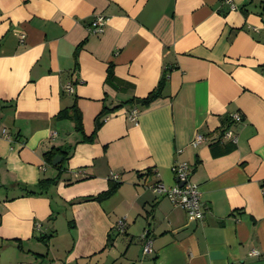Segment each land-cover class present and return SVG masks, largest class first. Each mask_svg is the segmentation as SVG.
<instances>
[{
    "label": "crops",
    "instance_id": "1",
    "mask_svg": "<svg viewBox=\"0 0 264 264\" xmlns=\"http://www.w3.org/2000/svg\"><path fill=\"white\" fill-rule=\"evenodd\" d=\"M73 105L84 134L59 117ZM4 128L0 264H264V0H0ZM64 147L59 182L26 194L57 176L44 154ZM178 162L201 221L151 189L176 185ZM112 182L111 197L85 200Z\"/></svg>",
    "mask_w": 264,
    "mask_h": 264
},
{
    "label": "built area",
    "instance_id": "2",
    "mask_svg": "<svg viewBox=\"0 0 264 264\" xmlns=\"http://www.w3.org/2000/svg\"><path fill=\"white\" fill-rule=\"evenodd\" d=\"M228 3H231V0H227ZM108 18L102 15H96L91 23L90 31L93 33H102L106 27ZM65 91L73 93L74 86L68 84L65 86ZM138 110L133 109L129 114V119L132 122H137ZM239 115H232L233 120H239ZM225 138L231 139L236 142V137L232 131H227L225 133ZM0 137L11 140V135L6 128L2 129L0 132ZM205 137L198 135L195 140L192 142L193 146H198L205 141ZM172 171L176 176L177 184L174 186H167L162 182H156L151 186V189L154 193L160 196L167 197L174 206L179 207L185 210L190 217L195 220L201 221L204 219L203 204L201 201V191L199 186L192 182L190 178V167L188 163L178 162L172 167ZM112 180L117 181L118 176L112 175ZM124 220L119 221L118 228L122 230L124 228ZM141 239L144 240L143 253L149 255L152 253V241L148 237L147 232H145ZM251 256L258 255L257 251H252Z\"/></svg>",
    "mask_w": 264,
    "mask_h": 264
},
{
    "label": "trees",
    "instance_id": "3",
    "mask_svg": "<svg viewBox=\"0 0 264 264\" xmlns=\"http://www.w3.org/2000/svg\"><path fill=\"white\" fill-rule=\"evenodd\" d=\"M108 80H111L113 78V69L110 67L108 70ZM165 79H162L161 82L159 83L157 89L152 92L151 94H149V96L147 98L144 99V103L149 105L151 102H153L155 99H157L158 97L161 96V92L164 89L165 86ZM121 106L116 107L114 110L119 109ZM60 118H65V119H70L72 121H74L75 123V128L76 130L81 133L84 134L83 131V125H82V116L80 111L78 110L76 105H73L72 107H70L69 109H65L62 110L59 114ZM99 119V118H98ZM101 123H99V121H97L96 123V129H95V134L98 131V129L100 128ZM93 137H85L84 140L86 141H93ZM58 155H62L63 156V160L60 164L55 166V169L57 170L58 174L55 178L52 179H42L38 182V184L34 187H32L31 189L27 190L28 195H42L45 193V191H47L52 185H56L59 180L61 179L64 171H65V163L69 160L70 158V154H69V150L68 148L64 147V148H55V149H51L50 151H48L47 153L44 154V158L45 161L50 164L53 165V161L54 158ZM120 184L117 182H112V184H110L109 188L107 191L94 196V197H88L85 200H90V201H103L109 197H111L119 188ZM40 240H42L44 243L48 244L49 243V238H40ZM40 258H44L42 256H40Z\"/></svg>",
    "mask_w": 264,
    "mask_h": 264
},
{
    "label": "water",
    "instance_id": "4",
    "mask_svg": "<svg viewBox=\"0 0 264 264\" xmlns=\"http://www.w3.org/2000/svg\"><path fill=\"white\" fill-rule=\"evenodd\" d=\"M141 101H137L138 104H140ZM63 160V156L61 155H58L54 158V161H53V165L56 166L58 164L61 163V161Z\"/></svg>",
    "mask_w": 264,
    "mask_h": 264
},
{
    "label": "rangeland",
    "instance_id": "5",
    "mask_svg": "<svg viewBox=\"0 0 264 264\" xmlns=\"http://www.w3.org/2000/svg\"><path fill=\"white\" fill-rule=\"evenodd\" d=\"M63 218H61V220L57 223V226L59 227L60 230V234L63 235V231H64V222L62 220Z\"/></svg>",
    "mask_w": 264,
    "mask_h": 264
}]
</instances>
